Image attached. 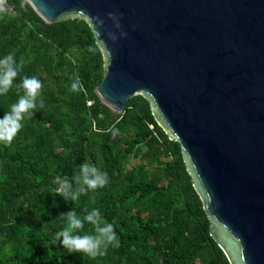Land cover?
I'll return each instance as SVG.
<instances>
[{"label":"trees","instance_id":"1","mask_svg":"<svg viewBox=\"0 0 264 264\" xmlns=\"http://www.w3.org/2000/svg\"><path fill=\"white\" fill-rule=\"evenodd\" d=\"M9 53L25 64L0 96V119L22 94L16 84L24 76L42 82L45 106L22 122L11 145L0 144V264H229L209 234L181 145L155 121L149 100L133 95L112 117L97 96L104 59L85 19L46 24L30 4L7 0L0 58ZM77 76L83 90L72 92ZM113 125L116 136L106 131ZM85 161L106 172L108 184L75 202L53 195L54 178L71 181ZM86 208H98L119 239L102 257L53 243L64 227L60 214L83 216Z\"/></svg>","mask_w":264,"mask_h":264},{"label":"water","instance_id":"2","mask_svg":"<svg viewBox=\"0 0 264 264\" xmlns=\"http://www.w3.org/2000/svg\"><path fill=\"white\" fill-rule=\"evenodd\" d=\"M29 4L46 24L88 22L104 59L101 102L114 117L133 95L146 97L181 145L229 264H264V0Z\"/></svg>","mask_w":264,"mask_h":264},{"label":"clouds","instance_id":"3","mask_svg":"<svg viewBox=\"0 0 264 264\" xmlns=\"http://www.w3.org/2000/svg\"><path fill=\"white\" fill-rule=\"evenodd\" d=\"M29 3L31 0H21V8H25ZM6 5L7 0H0V13L6 10ZM108 15L114 18L112 13ZM109 38L113 41L117 39L111 33H109ZM24 64L23 59L17 62L11 53L0 58V96L6 95L13 87V82ZM42 87V82L35 76H24L21 82L16 84L18 94H22H19L18 100L10 105L9 110L0 119V144L11 145L23 127L22 122L26 118L31 119L38 109L44 108V100L40 98ZM69 90L72 92L83 90L78 76L74 78ZM106 131L111 132L113 136L119 134V130L114 125ZM53 183L56 185L52 189L53 195H59L65 201L75 202L82 195L105 187L108 184V176L106 172L85 161L79 165L71 181L66 177L56 176ZM84 213L83 216L78 215L74 210L61 213L58 218L64 222V227L55 233L53 243L59 241L68 253H81L90 258L104 256L109 246L119 247V239L113 225L102 221L98 208H93L91 211L86 208ZM85 223L92 226V234H80Z\"/></svg>","mask_w":264,"mask_h":264}]
</instances>
